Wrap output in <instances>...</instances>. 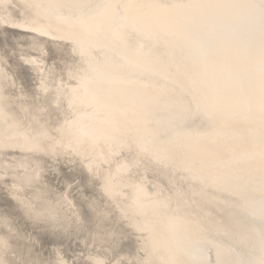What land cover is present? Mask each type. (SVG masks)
<instances>
[{"label": "snow or ice", "instance_id": "obj_1", "mask_svg": "<svg viewBox=\"0 0 264 264\" xmlns=\"http://www.w3.org/2000/svg\"><path fill=\"white\" fill-rule=\"evenodd\" d=\"M0 27L59 42L50 66L39 42V56L19 54L30 91L7 70L17 54L5 43L0 151L79 162L80 183L99 193L94 231L61 221L32 177L5 179L54 244L16 261L0 239V264H264V0H0ZM144 76L158 78L150 92ZM143 162L180 183L135 175ZM209 190L227 212L205 227L210 213L197 218L189 203L199 211ZM113 213L119 232L102 227Z\"/></svg>", "mask_w": 264, "mask_h": 264}, {"label": "bare ground", "instance_id": "obj_2", "mask_svg": "<svg viewBox=\"0 0 264 264\" xmlns=\"http://www.w3.org/2000/svg\"><path fill=\"white\" fill-rule=\"evenodd\" d=\"M16 2L18 3L19 0H16ZM86 2H98V0H86ZM42 47V46H40ZM32 51V52H31ZM20 53H24L26 55H37L39 56V51L38 49L36 50H23ZM44 60L48 63V65L50 66L52 64V62L55 60L57 62H59V49H58V45L54 44L53 48L51 50V54L49 53L48 56L44 57ZM19 61V55L16 58V62L14 64V66L7 68V70L10 72V74H17L18 75V80L17 83L19 84L21 81H23V83L27 86L28 90L30 91L33 87V76L34 73H32L28 67H16L15 65L18 63ZM157 77L154 76H144L140 78V81L145 84L149 90V92L152 90V86L153 84L157 81ZM139 94V92H138ZM158 115L163 116V113H158ZM19 152V149H16ZM13 151V150H10ZM9 151H0V227L5 228V230H9L10 235L12 236V243L10 246V259H14L16 261H22V260H28V259H43L45 258V254L53 247L54 244V238L53 236L46 232L43 228V226L41 227H37L33 222L29 221L26 217L23 216V214L19 211L16 210V202L11 199V193H12V189L11 187L5 188L4 187V180L3 178L8 177L7 181L9 186L13 183L17 184V185H21L23 184L25 187H27L28 184V180L29 177H32L30 172L32 170V172H34V176L35 178H32V183L34 184H40L42 178L41 176H39V174L41 173V171L43 169H41V162L43 160H41V157H46V159H44V162L47 161H53V159L48 156L45 155L43 153H27L26 154H30L31 157H29V160L26 159V161L22 162L20 160H17L18 158L15 157V155H9L8 158L9 160H6L5 153H7ZM34 155V157H33ZM39 155L41 157H39ZM27 158V156H26ZM60 161L63 163H67V166H69V164H71L70 161H68L64 156H60L59 157ZM29 163H33V167L35 168H31ZM69 163V164H68ZM76 166H78V168H76L75 166L69 167L70 173L73 174H77L79 175L81 178L82 176H86L87 173L82 169V166L79 164V162L75 163ZM142 166H146V162L141 163ZM150 164V163H148ZM30 167V169H28ZM76 168V169H75ZM152 166L149 169V173H150V177L155 180L156 182L160 181V178H164L167 180H171V179H175L176 182L179 181V177H172L171 172L169 171L167 174H165L163 171L160 172L159 175H156L152 170ZM34 170V171H33ZM9 171V173H8ZM77 180H80L79 177H76ZM80 182V181H78ZM180 183V182H179ZM41 185V184H40ZM42 187L46 189L47 193H48V200L50 202L51 208L52 210L58 214L59 218L64 217L63 214L66 217L67 214V218L69 219V221L67 223H73L76 224L78 222H80V217L79 215L76 216L75 220L71 219V214L74 215L76 214V211L73 212L71 211L70 213V205H72L73 209L77 210V205L73 204L74 199L70 198L68 196L67 190H68V186L65 187V189H63V191L59 192V190L57 192H53V186L51 187L50 185L48 186L46 184V181L44 184H42ZM79 188H80V197L79 200L82 199V196L85 194L83 193L82 190H84V188L89 189V191H91V194L93 193L94 195H92V197L89 198L88 200H98L99 198V193L95 190H93L90 186L86 185L85 183H80L79 184ZM186 196L191 197L190 194H186ZM206 196L208 197L207 201H204L200 210H207L209 208H218L220 206H218L217 204H215L213 202L214 199H220V198H225L223 197L221 193L219 192H214L212 190H209L206 193ZM192 199V197H191ZM191 199L189 198V201H191ZM196 201H200L201 197L199 195V192L197 193L196 197H195ZM68 203V204H67ZM190 205L193 206L194 209H198V205L197 203H191ZM105 206L101 205V208L103 209ZM223 208V207H222ZM92 211V210H91ZM227 209L223 208V210L221 211V213L219 215H221V217H219L218 219L222 218V216L224 217L226 215ZM198 214V213H195ZM7 220V224L5 225L4 220ZM247 220V218H242ZM95 220V218H94ZM62 221V220H61ZM96 223L97 221L95 220L94 223V230H96ZM114 226L116 227L119 231L121 230V221L119 219L118 213H113L110 216H106L104 219V223L102 225L103 228L107 229L110 228L108 226ZM205 227H208L206 224H204ZM30 228L36 230L37 234H33V236L31 235V233L29 231H26L27 233L24 232V228ZM109 232H114L113 229H107ZM210 238L213 239V236L210 235ZM0 239H9V236L7 235V233L3 234L0 231ZM215 239V238H214ZM52 240V241H51ZM67 240V239H65ZM28 244H26L27 242ZM81 242H83V240H81ZM117 242H119V240L116 241V245ZM38 246H42V250L45 249V252L43 253L42 250L36 249V251L31 252V256L29 253V249L33 250L34 246L37 245ZM90 246H91V242H90ZM96 250H100L102 251V249L99 248V245H97Z\"/></svg>", "mask_w": 264, "mask_h": 264}, {"label": "water", "instance_id": "obj_3", "mask_svg": "<svg viewBox=\"0 0 264 264\" xmlns=\"http://www.w3.org/2000/svg\"><path fill=\"white\" fill-rule=\"evenodd\" d=\"M36 42H39V47L42 46V47L48 49L50 54H51V50L53 48V45L54 44L58 45V43H59V42L52 41V40L48 39L47 37H38L33 33H29V32H26L24 30H21V29H11V28L4 29L3 27H0V58H2L4 55L5 43H7V45H8V48H9L8 55L10 57L12 54L11 50H12L13 46H15V52L17 54L16 55V58H17L19 55V52H21L23 50H26V49L36 50L37 48L33 47L34 43H36ZM16 58H15V60H13V65L16 62ZM7 68H9V67H7ZM11 154L15 155V157L18 158L17 160H20L22 162L26 161V159L29 160V157H31L30 154H26L25 152H19L18 150H13V151H9V152L5 153V156H7L6 160H9L8 156ZM26 156H27V158H26ZM33 157H34V155H33ZM39 157H41V156L39 155ZM44 159H46V157H44V158L41 157V160H43L40 164L41 169H43V170L39 174V176H41V178H42V180L40 182L41 187H42V184L45 183V181H46V184L48 186L49 185L51 187L53 186V189H54L53 192H57L58 190H59V192H61V191H63V189H65V187L68 186V190H67L68 196L70 198L74 199L73 204H76L78 207L76 210V209H73L72 205H70L71 206V207H69L70 213H71V211H73V212L76 211V214H74V215L71 214V219L75 220L76 216L79 215L80 222L82 220H87L92 225L93 230H94V226H93L95 223L94 215L88 206L89 195L91 198L92 195H94V194L93 193L91 194V191H89V189L84 188V190H82V191L85 194V196L83 195L82 199L79 200V197H80L79 184H80V182H78V181L81 180V177L77 174L70 173V170H69L70 165H71V167L75 166L76 168H78V166H76V164L72 163V162H71V164L68 163L69 166H67V163L61 162L60 159H59L58 163H55L54 161H51V160L44 162ZM29 164H30L31 168L34 166L33 163H29ZM150 168H151V164L147 163L146 166H142V164L140 163L138 170H137V173L135 175L143 176L147 172V174L149 176H151L149 173ZM28 169H30V167ZM8 173H9V171H8ZM30 174H31L32 178H35L34 172H32V170H31ZM76 177H79L80 180H77ZM7 178L8 177H5V178H3V180H5ZM169 181L170 180L160 178V181L158 183H160L163 187L167 188ZM179 182H180V180L177 181V183H179ZM189 198L191 199V197H189V196L187 197L185 195V199L189 200ZM222 210H223V208H222V206H220L218 208H209L207 210H199L198 211V209H194L193 206L190 205V203H189V211L194 213V214L198 213V214H196L197 218H201L203 212L210 213L209 216L204 218V224H206L207 226H208V223H207L208 220H218V218L221 217V215H219V214L221 213ZM63 216L64 217H61L60 219L64 223L67 224V222L69 221V219L67 218V214H66V217L64 214H63ZM80 222H78L76 224H79ZM108 227H110V228H107V229H113L114 232H119V230L114 226L109 225ZM0 231L3 234L7 233V235L9 236L8 243L11 246L13 235H10L9 230H5V228H3V227H0ZM26 231H29L32 236H33V234H37L36 230H34V229L30 230V228H28V227L24 228L25 233H27ZM214 238L218 239V237L213 236V239ZM90 242L91 241H89V243ZM76 243H77V241L75 239L64 240L65 246H67L68 244H72L73 247H75ZM120 243H123V241L117 242V246H119ZM26 244H28V242ZM80 247H83V242H81V241H80ZM39 248L41 249L42 246L41 245L38 246V244L35 245L32 252L36 251V249H39ZM90 250H91V247H90ZM42 252L44 253L45 249H43Z\"/></svg>", "mask_w": 264, "mask_h": 264}]
</instances>
